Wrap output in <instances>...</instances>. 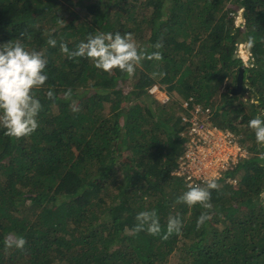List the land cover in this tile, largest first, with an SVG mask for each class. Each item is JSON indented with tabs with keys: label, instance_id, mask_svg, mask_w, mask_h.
Segmentation results:
<instances>
[{
	"label": "trees",
	"instance_id": "obj_1",
	"mask_svg": "<svg viewBox=\"0 0 264 264\" xmlns=\"http://www.w3.org/2000/svg\"><path fill=\"white\" fill-rule=\"evenodd\" d=\"M97 32L132 33L141 47L162 41L163 58L128 76L61 53L60 43L74 50ZM249 36L257 67L243 68L233 94L242 66L234 53ZM17 39L43 53L48 80L33 90L38 128L20 139L0 128V264H264V149L247 126L264 109V0H0V45ZM153 85L210 107L212 123L249 152L226 173L235 187L216 181L209 210L176 203L187 190L172 173L186 142L183 110L161 103ZM152 209L161 235L169 215L181 232L129 234ZM202 212L211 218L197 229ZM10 235L24 248L5 247Z\"/></svg>",
	"mask_w": 264,
	"mask_h": 264
},
{
	"label": "clouds",
	"instance_id": "obj_2",
	"mask_svg": "<svg viewBox=\"0 0 264 264\" xmlns=\"http://www.w3.org/2000/svg\"><path fill=\"white\" fill-rule=\"evenodd\" d=\"M64 22V21H62ZM24 32L20 33L23 37ZM49 38L47 44L50 47L57 45L56 39L51 37V33H45ZM29 39L31 37H28ZM255 46V38L249 36L246 41L238 45L234 53L235 59L241 60L243 68L255 69L256 59L252 53ZM60 51L68 59L77 57L89 59L93 66L106 73L119 70L128 76H134L136 69L141 66L144 60H161L162 54L158 49L163 47L162 41L155 44L141 47L137 44L132 33L121 34L119 32L104 33L97 32L95 35H88L86 42L81 41L74 50H70L65 43H60ZM149 48L157 51L149 52ZM47 60L42 52L27 50L21 40L17 39L0 45V128L4 130V135L13 139H20L31 135L38 128L37 116L42 110V104L34 95V89H40L48 80L45 72ZM163 75V74H161ZM245 88L254 92L250 86ZM47 99L54 100L55 95L51 88L45 93ZM72 90L69 88L64 93V99L70 100ZM251 102L259 107L260 100L256 95L251 96ZM72 111H78L76 107ZM248 128L254 132L256 144L264 149V109L259 114L248 121ZM258 158L264 160V151L259 152ZM219 177L207 178L203 185L190 184L187 190L176 199L177 204H185L188 207L200 205L203 209L212 208L210 203L211 190L218 189L216 182ZM211 217L208 212H202L197 219L196 227L199 229L206 220ZM137 221L134 228L128 230L129 234H138L146 231L152 236H160L162 240H167L173 233L179 234L182 222L179 216L169 215L166 227L161 235L162 227L157 211H141L135 216ZM26 240L22 236H9L5 239V247H15L23 249Z\"/></svg>",
	"mask_w": 264,
	"mask_h": 264
},
{
	"label": "built area",
	"instance_id": "obj_3",
	"mask_svg": "<svg viewBox=\"0 0 264 264\" xmlns=\"http://www.w3.org/2000/svg\"><path fill=\"white\" fill-rule=\"evenodd\" d=\"M149 92L153 94L151 88ZM179 106L183 110L180 119L184 130L181 135L186 142L172 173L182 177L187 187L190 184L203 185L207 178L217 176V181L235 185L236 178L226 176V173L234 169L240 158L249 154L238 142L239 135L214 125L211 108L194 103L192 96L182 100Z\"/></svg>",
	"mask_w": 264,
	"mask_h": 264
},
{
	"label": "rangeland",
	"instance_id": "obj_4",
	"mask_svg": "<svg viewBox=\"0 0 264 264\" xmlns=\"http://www.w3.org/2000/svg\"><path fill=\"white\" fill-rule=\"evenodd\" d=\"M240 13V12H239ZM240 14H238V17L235 16V23L236 24H239V19H240ZM156 86V87H155ZM235 87V86H233ZM232 87V88H233ZM153 91V95L161 102V103H167L168 100H172V99H175L178 103H181L182 100H185L187 97L185 96V94H182V93H178L177 91H173L171 92L170 94H168L165 90H162L158 85H154L152 87H150ZM149 88V89H150ZM223 88V87H222ZM166 95V96H165ZM168 98V100L166 99ZM164 100V102H163ZM180 107V106H179ZM229 175V174H228ZM229 176H232V175H229ZM237 176H239L237 174ZM236 178V177H235ZM237 182H238V178H236V184H232V183H229L231 185H233L234 187L237 185Z\"/></svg>",
	"mask_w": 264,
	"mask_h": 264
},
{
	"label": "water",
	"instance_id": "obj_5",
	"mask_svg": "<svg viewBox=\"0 0 264 264\" xmlns=\"http://www.w3.org/2000/svg\"><path fill=\"white\" fill-rule=\"evenodd\" d=\"M242 75H243V67L240 66L238 74H237V78H236V84H235V87L231 89V93L236 94L241 91L242 86H243L242 85Z\"/></svg>",
	"mask_w": 264,
	"mask_h": 264
}]
</instances>
